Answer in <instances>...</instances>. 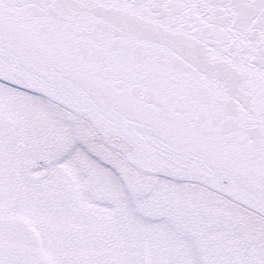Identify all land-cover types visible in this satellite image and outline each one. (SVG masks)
<instances>
[{
	"label": "snow or ice",
	"instance_id": "obj_1",
	"mask_svg": "<svg viewBox=\"0 0 264 264\" xmlns=\"http://www.w3.org/2000/svg\"><path fill=\"white\" fill-rule=\"evenodd\" d=\"M0 264H264V0H0Z\"/></svg>",
	"mask_w": 264,
	"mask_h": 264
}]
</instances>
